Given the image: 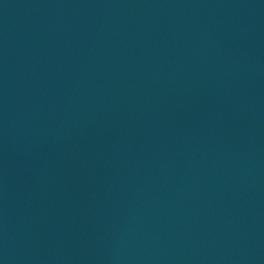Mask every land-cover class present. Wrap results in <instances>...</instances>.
Returning a JSON list of instances; mask_svg holds the SVG:
<instances>
[{
    "label": "water",
    "instance_id": "water-1",
    "mask_svg": "<svg viewBox=\"0 0 264 264\" xmlns=\"http://www.w3.org/2000/svg\"><path fill=\"white\" fill-rule=\"evenodd\" d=\"M0 264H264V0H0Z\"/></svg>",
    "mask_w": 264,
    "mask_h": 264
}]
</instances>
